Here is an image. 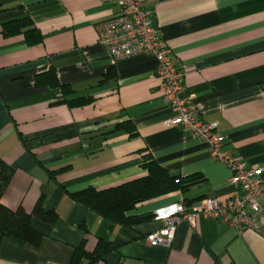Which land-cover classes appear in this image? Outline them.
Returning a JSON list of instances; mask_svg holds the SVG:
<instances>
[{
    "label": "crops",
    "instance_id": "obj_1",
    "mask_svg": "<svg viewBox=\"0 0 264 264\" xmlns=\"http://www.w3.org/2000/svg\"><path fill=\"white\" fill-rule=\"evenodd\" d=\"M0 159L14 170L2 203L30 211L45 191L46 209L59 220L36 218L38 246H18L0 236V264H69L82 240L115 248L94 264H264V234L238 233L220 220L197 217L177 225L169 247H152L146 236L165 222L123 226L106 220L67 193L106 189L140 177L143 154L172 174H201L205 182L182 194L138 204L128 216L153 214L188 199L225 200L234 194L230 170L209 154L208 145L189 130L167 124L175 111L158 90L157 61L151 55L112 61L98 42L99 23L117 11L108 0H0ZM162 39L184 71V87L203 120L215 123L226 147L264 178V0H147ZM29 16L43 36L28 46L22 35L4 37L2 24ZM54 68L75 96L94 102L69 108L61 91L35 87V76ZM114 78L100 82L109 68ZM130 121L138 136L114 132ZM68 167L50 180L46 171ZM264 209V198L260 200ZM84 224L86 230L81 225ZM264 226V215L262 217ZM84 264H87L85 261Z\"/></svg>",
    "mask_w": 264,
    "mask_h": 264
},
{
    "label": "built area",
    "instance_id": "obj_2",
    "mask_svg": "<svg viewBox=\"0 0 264 264\" xmlns=\"http://www.w3.org/2000/svg\"><path fill=\"white\" fill-rule=\"evenodd\" d=\"M108 1L115 4L117 11L99 23V44L107 49L114 62L139 55L156 59L158 90L164 102L175 111L167 124L187 129L205 142L210 156L230 170L228 182L235 188L234 194L225 200L208 197L190 206L181 200L156 209L154 220H162L165 225L146 236L148 244L169 247L177 225L185 221L194 226L200 216L220 220L238 233L252 230L264 234V209L260 204L264 198L263 169L249 166L242 156L229 150L217 125L203 120L191 97L185 93L184 71L175 64L158 30L155 11L146 5L147 0Z\"/></svg>",
    "mask_w": 264,
    "mask_h": 264
},
{
    "label": "trees",
    "instance_id": "obj_3",
    "mask_svg": "<svg viewBox=\"0 0 264 264\" xmlns=\"http://www.w3.org/2000/svg\"><path fill=\"white\" fill-rule=\"evenodd\" d=\"M20 7V5L0 6V13ZM1 33L6 38L22 35L28 46L38 45L43 41L41 32L33 24L29 16L2 24ZM114 75V68L111 67L100 82L111 80ZM34 85L35 87L48 86L60 89V102L69 108L85 107L92 104L95 100L92 96H75L73 88L70 85L61 83L55 69L52 67L46 72L36 75ZM113 131L125 132L131 138L138 136L135 125L130 121L117 124ZM142 167L146 170L144 175L117 186L106 189L88 187L80 191L68 192L67 195L71 200L82 204L102 218L130 227L154 218L153 214L128 216L127 213L138 204L175 192L184 194L192 187L205 182V178L201 174L187 176L172 174L169 170L159 165L148 150L143 154ZM67 169L68 167L56 171L48 170L46 173L50 180H56L57 176L66 172ZM13 173V168L0 159V236L11 239L20 247L26 244L38 246L43 237L32 226V219L36 218L44 223L53 225L59 220V215L55 209H46L44 207L47 196L45 191L40 194L30 211L25 210L22 206L16 210L6 207L1 199ZM182 201L185 204L191 203L188 199H183ZM81 227L86 230L84 224ZM114 249L110 242L98 238L94 249L89 251L86 248V241L82 240L73 249L69 264H84L85 261L87 264H94L102 260L107 253Z\"/></svg>",
    "mask_w": 264,
    "mask_h": 264
}]
</instances>
